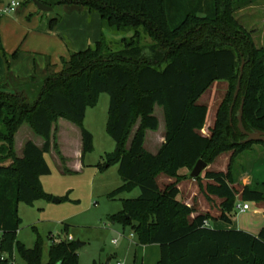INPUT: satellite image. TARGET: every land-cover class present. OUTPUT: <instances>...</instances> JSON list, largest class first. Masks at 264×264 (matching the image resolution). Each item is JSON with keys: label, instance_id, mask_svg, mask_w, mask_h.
Segmentation results:
<instances>
[{"label": "trees", "instance_id": "16d2710c", "mask_svg": "<svg viewBox=\"0 0 264 264\" xmlns=\"http://www.w3.org/2000/svg\"><path fill=\"white\" fill-rule=\"evenodd\" d=\"M38 1L53 9L64 6L70 11L84 8L97 12L103 29L108 21L117 35L124 36V47L110 51L102 34L95 48L71 53L63 69L48 76L32 105L21 94L0 86V264H14L13 248L22 225L20 203L33 206L48 197L40 178L52 173L46 155L57 149L52 138L55 118L80 126L82 152L91 153L94 137L83 121L101 94L110 98L107 132L117 149L106 156L100 168L118 164L123 184L109 198L141 191L138 198L124 201V210L111 216V223L130 226L140 245L160 246L158 264H264V226L257 236L211 228L212 219L207 215H196V210L182 206L177 187L162 196L157 182L163 170L177 176L182 169L194 170L200 160L209 165L228 150L241 153L254 145L239 144L244 136L238 124L233 127L227 98L216 113L211 135L201 133L208 122L209 107L198 101L214 82L239 81L238 64L245 58L248 61L241 81L245 89L244 126L248 131H264V47L258 48L244 25L233 19L234 9L237 12L240 6L234 3L233 9L228 0ZM60 21L57 16L50 25ZM142 29L155 42L156 50L150 55L142 46ZM128 34L132 36L127 38ZM0 47L3 49L1 41ZM156 107L165 110L167 131L165 143L154 155L145 151V132L160 128ZM138 119L140 128L127 149L131 127ZM26 121L45 142L39 147L28 141L20 157L16 136ZM10 159L13 165L7 166ZM229 178L228 172L204 173L209 182L207 194L222 201L221 216L215 221L232 223L231 214L237 212L236 192ZM242 199L259 204L264 202V192L245 187ZM193 215L196 217L188 220ZM67 231L65 228L66 235ZM68 239L54 242L48 264H78L79 247ZM17 245L22 261L42 264L39 241L33 249Z\"/></svg>", "mask_w": 264, "mask_h": 264}, {"label": "rangeland", "instance_id": "374dc122", "mask_svg": "<svg viewBox=\"0 0 264 264\" xmlns=\"http://www.w3.org/2000/svg\"><path fill=\"white\" fill-rule=\"evenodd\" d=\"M35 1L22 0L23 3H27L26 6H22L12 14L2 12L8 6L9 0H6L2 6L3 8L0 9V22L4 20L3 25L0 26V30L4 34V40H2L0 31V41L3 46V49L0 47V64L3 65L2 56L5 53L6 60H8L6 64L8 88L10 91L24 96L31 105L42 92L48 76L59 73L63 69L64 60H68L71 53L79 51V49L77 51V49L71 48L73 42L69 33L72 34L74 39L76 38V41H79L87 38L88 35L92 37L93 30L97 29L96 31L100 32L98 38L100 39L101 35L104 34L106 47L110 51H117L124 47L121 41L124 36L117 35L114 27L109 25L108 21L105 23L106 28L103 29V26L101 27L97 22L98 17L100 20V15L97 12L93 13L88 10V13L85 14L86 19L74 24L77 27V34L74 35L70 27H64L65 30L60 31L69 50L66 56L60 59L52 58V60L48 56L47 59H44L46 56L44 57L39 52H27V47L33 48V46L38 45L35 44L34 36L31 41L29 39L27 42L25 38L23 39L24 36L20 37L23 28L27 30L34 26L33 22L31 26L29 25L33 19L31 15L34 14L31 10L36 9L42 12L38 9ZM228 1L231 6L233 5V9L234 3L240 6L237 12L234 9L233 19L244 25L258 48L264 47V0ZM55 9V14L48 13L52 15V18L57 17V14L63 17L65 11L70 13L81 10L70 11L64 6ZM43 13L46 15L45 12ZM47 15L44 17V21L40 22L42 26L48 23ZM38 30V28H33L31 33H39ZM141 31L143 32L141 40L144 52L150 55L156 50L155 42L144 33V29ZM131 36L132 34L126 35L127 38ZM95 46L96 42H89L82 49L95 48ZM15 47L20 49L16 51L17 54H7V49L10 50ZM28 53L32 56L30 59L25 57V54L28 55ZM20 54L23 55L22 58H18ZM51 60L53 65L56 66L55 69L59 72L52 68L48 70V63ZM247 61L246 58L240 60L238 68L241 67L243 62L247 63ZM13 62L12 68L10 64ZM19 76L20 81H17ZM237 85L238 81L231 83L223 81L216 84L214 82V86L198 101L199 104L210 107L208 125L201 132L203 135L207 137L211 135L210 131L216 121L215 113L224 104L226 98L228 109L232 110L233 127L236 129L238 123L235 117L240 111L245 90L241 85L238 97L234 100L238 89ZM109 102V96L101 94L97 106L89 107L87 110L83 126L94 137V150L85 155L82 152L83 143L80 126L66 118H55L56 124L52 138L53 142L57 144V149L53 148L51 153L46 155V161L52 173L50 176L40 178L41 186H43L48 197L38 200L33 206H29L24 202L20 203L19 218L22 219V225L16 234L17 239L13 248L14 256L11 259L14 264H26L21 259L18 243L23 244L27 249H33L39 241L42 250L41 263L48 264L50 247L54 242L58 243L70 236L73 237L75 242L79 241L84 244L83 247L78 248V264H93V262L104 264L107 259H111V264H118V262L122 264L159 263L160 246L154 244L140 245L136 233L132 231L130 226L124 228L120 224L111 223L109 219L124 210V201L136 199L141 194L140 189H135L131 193L117 196L116 199L109 198L110 194L123 185L118 164L111 165L108 169L100 168L105 164L106 156L114 154L117 149V143L107 132ZM155 116L160 120V128L157 131L146 130L145 151L147 154L157 155L161 149V137H166L167 119H165V110L162 107L156 109ZM208 126L210 127L208 128ZM139 128L140 120L138 119L136 124L131 127V135L126 144L127 149H130L133 134ZM29 140L40 146H43L45 142L35 132L32 125L26 121L16 136V152L20 154L22 145ZM235 140L239 141V139ZM59 154H62L64 161ZM6 165L12 166L13 161L8 160ZM192 171L182 169L177 176L170 175L166 170L160 172L157 176V182L161 195L167 194L170 188L177 187L179 190L177 198L182 206L192 208L196 210V213L201 211L206 213L208 218L212 219L209 222L211 227H215L216 222H218L220 225L216 227L221 228L222 226L221 230L247 231L257 235L260 233V229L264 226V202L256 204L244 201L242 192L245 187L264 192L263 145L254 144L247 149H243L241 153L228 150L219 156L217 155L209 164V172L229 173V182L235 189L237 201L242 204L248 203L250 206V210L243 214L232 213V223H225L220 219L215 221L221 216L222 201L207 194L206 188L209 182L204 179V174H202V178L192 180L190 177ZM54 199H59L61 203L57 204L53 201ZM195 217L196 215H193L188 220L191 221ZM65 228L68 229V235L65 233ZM1 239L2 235L0 234V242Z\"/></svg>", "mask_w": 264, "mask_h": 264}, {"label": "crops", "instance_id": "0c3cea01", "mask_svg": "<svg viewBox=\"0 0 264 264\" xmlns=\"http://www.w3.org/2000/svg\"><path fill=\"white\" fill-rule=\"evenodd\" d=\"M5 1L6 0H0V9L3 8L2 6L4 5V2ZM82 9L79 10V11H74V12H70V13H68L67 11H65V12H63L64 13V16L63 17H61L60 14L59 15L57 14V16H60L61 17V21L58 24H56V25H58L57 27H55L56 25H54V26H51L50 25L51 20H53L55 18V17L52 18V15L51 14H48L50 12L45 13L46 15L48 14L47 15V22L48 23L45 26H42L41 25L42 23H40V22L44 21V19H45L44 17L46 15H44L43 12L37 11L36 9L31 10V12H33L34 14L31 15V16H33L32 17L33 19L31 20V22H30L29 25L31 26V23L33 22L32 24L34 26H31V27L38 28L39 29L38 30L39 33L33 32L34 34H32L31 32L33 31V28H31V29L29 28L27 30H26V28L25 29L23 28L22 29L23 32L21 33V36L20 37L22 38V36H24L23 39L25 38V40L27 42L29 39L31 41L32 38H33V36H34L35 44H38V45L33 46V48L32 47L31 48L30 47H27L26 48V51L27 52L33 51L34 53H38L39 52L44 57L46 56L44 59H47V56L50 59H52V58L60 59L61 57L66 56L67 53H69V50H68L67 43H65V41H64V36L60 33V31L65 30L64 27H70L71 30L74 32V35H75V33L77 34V32H78L77 31V27H75L74 24H76V23H78L80 21H83V19H86L87 16L85 14L88 13V10H86L84 8H82ZM55 10L56 9L54 8L51 13L55 14V12H56ZM3 21L4 20H1L0 26L3 25L2 24ZM97 22H99L100 26L102 27L101 17H100V20H99V17L97 18ZM96 30L97 29H94L93 30V32H92V35L93 36L92 37L89 36V35L87 37V35H86L87 38H83V40L81 39L79 41H76L75 40L76 38L74 39L73 36H72V34L68 32L69 35H70V38L72 39V42H73V44L71 45V48L74 49V50L77 49V51H78V49H79V51H83V50H86V49H82V48H84L85 46H87V44H89V42H96L97 43V41L99 39L98 37L100 35V32L99 31H96ZM0 31L2 33V40H4V38H3L4 37V34H3L2 30H0ZM81 31L85 33V31H83V30H81ZM17 50H20V49L17 48V47L12 48L10 50L7 49V54H10V53H13L14 54V53H16ZM25 55H26L25 57H27L28 59H30L32 57L30 55V53H28V55L27 54H25ZM70 55L68 57V60L70 58ZM43 56H42V59H43ZM22 57H23V55L20 54L18 58H22ZM14 60H16V59H14ZM52 60L48 63V70L52 68L56 72H59L57 69H55L56 66L53 65ZM2 61H3V65L0 64V76H2L1 77V80H0V86L3 85L6 88H8L9 82H8V80H6V78H7L6 75L8 74L6 64L8 63V60H6V54H4V56H2ZM13 65H14V62L10 64V66L12 68H13ZM17 77H18V75H17ZM17 79H18L17 81H20V76ZM8 90H10V89L8 88ZM157 108L158 107H156V109ZM156 109H155V112H156ZM209 111H210V107H209ZM215 116H216V113H215ZM207 125H208V122H207L206 126ZM209 127L210 126H208V128ZM165 139H166L165 137H161V144H160L161 146L160 147H162V145L165 143ZM27 142L28 141H26L22 145V147H21L22 149H21L20 154L17 152V155H19L20 157L23 156L22 155L23 148H24V146H25V144ZM37 145L39 147H42L39 144H37ZM199 214H205L206 215V213H204L202 211L196 213V215H199ZM217 225H220V223L216 222L215 227L212 226L211 228H215V229H218V230H221V228H223L222 226H221V228L220 227H216ZM249 233H251V232H249ZM251 234L257 236V234H254V233H251Z\"/></svg>", "mask_w": 264, "mask_h": 264}, {"label": "water", "instance_id": "95a60500", "mask_svg": "<svg viewBox=\"0 0 264 264\" xmlns=\"http://www.w3.org/2000/svg\"><path fill=\"white\" fill-rule=\"evenodd\" d=\"M38 9L42 12H52L53 11V8L48 6V5H45L44 3L36 0L35 1ZM246 63L243 62L241 67H240V72H241V75H240V78H239V81H238V85H237V92L235 94V98L234 100H236V98L238 97V94L241 90V81H242V77H243V70H244V67H245ZM245 99L242 100L241 102V108H240V111H239V114L237 116V120H238V129L240 131V133L244 136V139L239 143L240 145L241 144H264V131H260V130H251V131H248L246 130L245 126H244V120H243V113H244V108H245ZM231 114H232V110H231ZM208 168H209V165L206 164L204 161L200 160L197 162L196 166L194 167V170L192 171L191 173V179L194 180L200 176H202V174H204L205 172L208 171ZM54 202H56L57 204L61 203L59 199H54L53 200ZM78 247H83L84 244L81 243V242H76ZM111 259H107L105 261L104 264H111Z\"/></svg>", "mask_w": 264, "mask_h": 264}, {"label": "built area", "instance_id": "2783aa9c", "mask_svg": "<svg viewBox=\"0 0 264 264\" xmlns=\"http://www.w3.org/2000/svg\"><path fill=\"white\" fill-rule=\"evenodd\" d=\"M23 6V2L22 0H9V3H8V6L2 10L3 13L5 14H12L14 13V11L18 10L19 8H21ZM250 210V206L248 203H240V202H237V205H236V211L240 214H243L244 212L246 211H249ZM205 226H209V223L206 222ZM69 242L70 241H74L73 237H69ZM118 264H122V263H119Z\"/></svg>", "mask_w": 264, "mask_h": 264}]
</instances>
